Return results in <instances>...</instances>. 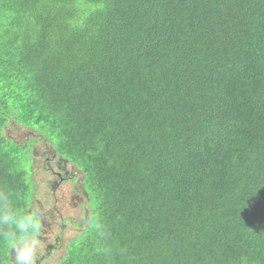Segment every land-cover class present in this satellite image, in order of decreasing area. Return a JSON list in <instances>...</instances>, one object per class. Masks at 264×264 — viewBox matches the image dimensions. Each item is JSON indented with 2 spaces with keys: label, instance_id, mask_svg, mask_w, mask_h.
Segmentation results:
<instances>
[{
  "label": "trees",
  "instance_id": "trees-1",
  "mask_svg": "<svg viewBox=\"0 0 264 264\" xmlns=\"http://www.w3.org/2000/svg\"><path fill=\"white\" fill-rule=\"evenodd\" d=\"M40 144L89 205L58 264H264V0H0V212L39 236Z\"/></svg>",
  "mask_w": 264,
  "mask_h": 264
},
{
  "label": "rangeland",
  "instance_id": "rangeland-1",
  "mask_svg": "<svg viewBox=\"0 0 264 264\" xmlns=\"http://www.w3.org/2000/svg\"><path fill=\"white\" fill-rule=\"evenodd\" d=\"M4 132L7 137L20 142L32 137V130L16 125L13 121L5 127ZM33 157L36 162L34 173L37 175L36 181L39 185L37 203L43 209L41 213L43 235L38 237L37 255L34 256L33 264H58L65 253L66 243L87 226L89 205L83 204L86 198L82 175L75 166L69 163L67 165L65 160L55 156L47 145L35 146ZM42 165H46L49 170H55L63 177L76 175L75 181L58 180L57 182H60L57 183V189L52 191L53 186L50 181H54L55 178L49 179V172L40 171L39 167ZM34 212L40 214L38 210ZM10 264H15L13 250H11Z\"/></svg>",
  "mask_w": 264,
  "mask_h": 264
},
{
  "label": "clouds",
  "instance_id": "clouds-1",
  "mask_svg": "<svg viewBox=\"0 0 264 264\" xmlns=\"http://www.w3.org/2000/svg\"><path fill=\"white\" fill-rule=\"evenodd\" d=\"M4 197L0 194V200ZM8 226L9 232L5 233L12 242L15 252V264H33L38 237L41 231V220L37 214H17L5 205L0 212V226Z\"/></svg>",
  "mask_w": 264,
  "mask_h": 264
}]
</instances>
